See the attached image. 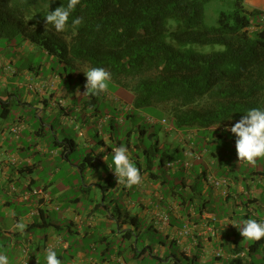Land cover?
Segmentation results:
<instances>
[{"label": "trees", "instance_id": "trees-1", "mask_svg": "<svg viewBox=\"0 0 264 264\" xmlns=\"http://www.w3.org/2000/svg\"><path fill=\"white\" fill-rule=\"evenodd\" d=\"M210 1L80 0L65 29L57 32L52 25L46 26V20L28 21V17L48 7L55 11L66 6L68 0H0V41L7 48L26 47L29 54L39 55L42 64L36 69L48 65L61 83V69L68 79L71 74L67 68L77 71L83 89L86 76L78 66L85 67V72L91 67L105 68L111 74L109 88H121L129 98L132 114L122 110L125 118L135 119L137 112L144 110L151 125L159 124L167 134L184 135L189 142L197 135L213 137L210 130L229 129L248 109L264 106V13L245 9L243 0H219L230 11L218 15L216 27L207 28L203 6ZM76 18L81 23L73 27ZM199 48L209 50L202 52ZM29 69L38 76L36 69ZM21 72L18 67L12 70L11 60L0 58V78L5 77L0 80V89L6 97L0 100L1 117H8L15 96L4 84L13 80L18 88ZM47 86L52 88L49 83ZM48 100L52 107L65 108L61 99ZM118 102L116 99L113 106ZM164 113L168 123L162 118ZM114 124L109 122V138ZM138 132L142 138L147 130L138 125ZM148 137L152 143L141 150L143 165L149 176L162 179V196L179 201V207H183V201L189 205L200 201L199 183L184 185L183 169L177 170L176 180L168 181L171 169L167 164L190 160L191 151L181 150L178 144L171 150L161 145L156 134ZM134 148L140 150L139 146ZM135 164L141 167L137 160ZM185 188L190 194L187 198L183 196ZM203 206L197 203V208ZM261 246L262 240L256 241L250 251Z\"/></svg>", "mask_w": 264, "mask_h": 264}, {"label": "crops", "instance_id": "crops-1", "mask_svg": "<svg viewBox=\"0 0 264 264\" xmlns=\"http://www.w3.org/2000/svg\"><path fill=\"white\" fill-rule=\"evenodd\" d=\"M243 6L245 9H256L264 13V0H243ZM262 23L264 26V20ZM15 50L18 53V49ZM21 50L26 49L22 47ZM40 74L35 76L34 80L38 81L36 85L42 91H36L38 93L33 94L36 97L24 94L27 98L19 103V110L22 107L32 108L39 120H42L40 114H47V118L58 115L59 119L67 121L70 117L67 110H75L76 107L73 103L66 102L64 109L51 105L50 108V102L42 96L55 99V95H60L63 91L62 83H59L58 78L50 80L53 74L49 70L46 77H41ZM31 77L33 76L30 72L22 70L18 80H30ZM1 79L4 80L5 77ZM43 82L46 83L42 85ZM47 83L52 85V88L48 87ZM8 85L15 86L4 84L3 87L12 92ZM1 92L3 94L0 89V95ZM5 99V96H0V100ZM36 99V106H33ZM85 115L92 117L90 113ZM8 117L0 116V146L4 152L0 159V253L9 257V264H46V249L55 250L62 264H264V246L250 251L256 241L244 240L237 227L229 224L233 221L239 223L247 218L264 220V167H244L245 161H239L238 155L232 162L228 152H224L222 148L227 141L224 136V133H227L225 128L219 131L210 130L209 132L214 133L213 137L197 135L189 142L184 135L181 137L183 144L180 141L178 145L181 150L188 148L191 151L192 165L186 170L182 161L174 164L168 181L176 180L177 170L183 169L184 185L197 181L202 197L191 205L183 201V207H179V201L175 202L162 196L159 185L162 179L155 180L154 176H149L139 158L143 156H136L129 143L125 147L128 149L129 158L134 163L136 160L140 163L141 167L138 169L142 181L131 188L118 185L115 174L111 170L110 174L105 173L103 169H109L108 156L116 147L122 146L121 142H112L108 146L109 143L106 145L105 141L101 140L98 142L100 150L96 152L95 148L90 146L88 134L84 132H81L83 140L80 143L83 142L85 150L91 152L84 157L82 164L71 167V173L75 174L77 170L80 172V183L60 188V184L54 183V174L50 176L49 181H40L35 173L45 169L43 166L49 162L50 156L51 159L61 158L62 162H68L70 154L79 145L69 138L59 140L51 123L41 122L40 129H32L22 115L6 123ZM15 125L21 128L18 138H12L8 134V130ZM45 129L51 132L53 140L50 142L42 140ZM162 145L171 150L177 146L174 142L168 144L166 141ZM107 152L109 155H106ZM93 168L96 172L105 174L101 185L85 179V171L89 174ZM160 171L161 169L158 170ZM163 171L167 173L166 167ZM209 176L225 181L226 186L216 189L206 184L204 179ZM110 182L115 185L112 189L102 188L105 183L110 186ZM10 186L14 187V192L10 190ZM98 189L101 190V204L106 210H109V205L104 203L111 195V205L119 199L126 209L120 210L117 205L113 206L117 213L118 228L116 233L108 231V234L114 235L116 242L121 244L111 253L106 236L102 237L99 246L105 247L99 252L100 256H95L99 246L90 244L84 247L82 243V240L95 230L97 221H94L93 211L89 209L81 213L73 209L72 205L80 203L75 194L80 193L88 202L91 201L89 195L96 194ZM31 190L42 191L46 197L32 195L26 200L21 198L23 192ZM131 195L138 198H131ZM188 195L189 190L185 188L183 196L187 198ZM197 203L204 204L202 209L197 208ZM32 211L38 212L30 217L29 213ZM108 217L102 221L107 225L115 221L111 214H108ZM18 222L25 225L22 231L15 228ZM62 232H66L75 243L65 240ZM155 236H160L157 242ZM124 241L130 244L128 249L124 246ZM172 248L178 251L173 252ZM239 252L245 254L243 259L235 258L234 255Z\"/></svg>", "mask_w": 264, "mask_h": 264}, {"label": "rangeland", "instance_id": "rangeland-1", "mask_svg": "<svg viewBox=\"0 0 264 264\" xmlns=\"http://www.w3.org/2000/svg\"><path fill=\"white\" fill-rule=\"evenodd\" d=\"M204 10V24L207 28H214L217 26V19L218 15L221 12H229L230 9L228 5L225 3L219 1V0H212L205 4L203 6ZM46 9H41L37 11H33L31 15L28 17V21H35L36 19H40L41 22H44L45 18L43 13L46 12ZM26 49V47H25ZM198 50L202 52H206L209 49L207 48H199ZM0 58L2 61H10L11 60V68L12 70L14 68H21L23 71L30 72V75L33 77L30 78V80L24 79L19 80L18 82V88L12 85H8V89L13 90V94L15 95L11 101H10V114L9 117L6 120V123H9L17 118L18 115H22L26 121L27 124L32 126V129H40L41 128V122L45 123H51L53 125V129L57 134V137L59 140L63 138H69L73 140L78 147H76L73 152L70 154L69 161L68 162H62L61 158H55L51 159V156L49 157V162L45 163L43 167L45 169L43 171H37L35 173L36 176H39L40 181L47 182L50 180V176L54 174V183L60 184V188H64L63 186L70 185L75 186L80 183L81 177L80 172L77 170V173H71L72 169L71 167L73 165L79 166V164L83 163V159L87 154H90V150H85L83 147L84 144L80 143L81 140V132H84L85 134H88L91 144L90 146L94 147L96 152L100 150V147L98 146L99 141H105V144L110 146L112 142L115 144L116 142H121L122 146H126L128 143L131 147V151L137 154V156L142 155L141 150L146 149L152 141L149 140L148 135L150 134H156L159 142H161V145L163 142L166 141V143H173L174 145L180 143L181 137L175 133L172 132L170 134H167V132L164 130L163 127H160L158 125H151L148 122V116L144 110L137 112V117L135 119L125 118L123 116L122 110L128 115H131L132 109L131 104H129V98L121 88H109L99 94L95 95L92 93L86 94V88L83 89L81 84L79 83V79L77 76V71H74L73 69L67 68V72L71 74V78L68 79L63 73L62 69L61 72L63 74V82H62V89L63 91L60 93V95H55V99H61L64 101V104L66 102L73 103V105L76 107L75 110L68 109L67 113L70 117L67 121H64L62 119H59L58 115L52 116L51 118H47V116L44 114H40L39 116H42V120H39L40 118L37 117L35 110L32 108H23L22 111L19 110L21 107L19 103L26 98L24 97V94H28L32 97H36V95H33L32 92L28 90V86H36L38 84V81H35L34 77L35 72L33 73L29 68L33 67L34 69L38 68L39 65L42 64L41 57L39 55H31L28 51H23L21 49H18V53H16V50L10 46V48L6 47V44L3 41H0ZM16 62V63H15ZM49 64V63H48ZM48 65H44L43 68L36 69L37 73H41V77H46L47 72L49 69H47ZM78 70L84 74L86 68L82 66H78ZM50 71V70H49ZM54 78V75L50 78L52 80ZM13 80H9V84H12ZM35 81V82H34ZM37 82V83H36ZM46 83V82H45ZM44 82L41 83L42 85L45 84ZM59 83L61 81L59 80ZM34 91V90H31ZM79 93V94H77ZM2 94V92H1ZM3 96V95H0ZM44 99H46L49 102V96L43 95ZM105 97V98H104ZM119 99V104H115L113 106V102ZM69 100V101H68ZM37 99L34 100V105L36 106ZM51 103H49V106ZM51 108V106H50ZM118 109V110H116ZM161 109V108H159ZM1 110V108H0ZM92 112V113H91ZM86 113H90L92 117L86 116ZM109 118H118L119 120L116 122ZM164 120L169 122L168 116L164 113L163 117ZM161 120V119H160ZM72 121V122H70ZM113 121L115 124L114 132H112L111 140L109 137V122ZM138 125H141L142 127L146 128L147 132L146 135L142 138L140 137V134L138 132ZM79 126H81V129H79ZM108 127V128H107ZM44 128V127H43ZM45 136H43V142H50L52 141L51 132L47 129H45ZM127 133H130V136H127ZM98 134V135H97ZM101 135V136H99ZM214 135V133H212ZM99 136V137H98ZM224 136L227 138L226 143L223 145V151L228 152V157L232 158L230 159L232 162L236 160L237 151L235 147V140L236 137L234 134H232L230 131H227V133H224ZM181 144L182 141H181ZM134 145L139 146L140 150H137L134 148ZM163 149V148H162ZM166 147L163 149L165 150ZM95 152V151H94ZM112 154V152H111ZM111 154L109 155V152L106 153L108 156V162H111ZM143 156V155H142ZM142 161V165L144 164L143 158L139 157ZM51 160V162H50ZM231 162V163H232ZM232 165V164H231ZM85 168L87 165L85 164ZM179 167V166H178ZM244 167H264V158H258L255 163H249L245 161ZM57 169L59 171L57 172ZM86 170V169H85ZM110 169H107L106 167L103 169L105 173L110 174ZM107 171V172H106ZM86 176L85 179H88V181L96 182L97 184H102L105 179V174L103 172H96L93 168L89 174L87 171H85ZM96 180V181H94ZM110 186H107L105 183L102 187L105 190L112 189L115 185L114 183L110 182ZM89 183H87V186ZM100 192L101 190L98 189L96 194H90L89 198L91 201H85L84 196H82L80 193L75 194V197H79L80 203L79 204H73L72 208L77 210L78 212L84 213L91 209L94 214V221L96 220L95 224V230L91 232L84 240H82L83 246L88 247L90 244H95L97 247L99 246V240L102 237L106 236V243L110 245V252H113V249H115L117 246H119L121 243L116 242V239L114 235L108 234L109 230L117 232V225H116V219H117V213L113 206L117 205L120 210H125L126 208L122 204V201L119 199H115L114 205H111L113 202H110L112 199V195L108 196L107 202L104 203L105 205H109V210H106L103 204H101L100 199ZM72 195V193L70 194ZM131 198L137 199L138 196L131 195ZM108 214H111L113 216V221L109 225L106 224V222H102L103 220H106L108 217ZM61 235L65 240H68L69 242H74L73 238H70L66 232H62ZM156 242L159 240L160 236L154 237ZM75 243V242H74ZM130 244L128 242L124 241V246L127 247ZM105 245L98 247V252L95 254V256H100L99 252L101 249H103ZM173 252H177L178 250L175 248H172ZM170 252V251H169Z\"/></svg>", "mask_w": 264, "mask_h": 264}, {"label": "clouds", "instance_id": "clouds-1", "mask_svg": "<svg viewBox=\"0 0 264 264\" xmlns=\"http://www.w3.org/2000/svg\"><path fill=\"white\" fill-rule=\"evenodd\" d=\"M79 3L80 0H68L66 6L62 5L55 11H49L48 7V10L43 13L46 26L52 25L57 32H62ZM80 23V18L72 20L73 27ZM83 73L86 76L85 88L87 90L84 95L89 93L99 95L108 89L111 74L105 68L91 67ZM226 131H230L236 137L235 147L239 161L255 163L258 158H264V106L248 109L246 114ZM105 159L106 157H104ZM107 166L117 177L118 185L131 188L139 185L142 181L140 170L129 158L128 149L124 146L116 147L113 150L111 162L107 163ZM229 224L237 227L244 240L259 241L264 238V220L247 218L239 223L233 221ZM15 228L22 231L25 225L18 222ZM44 258L46 264H62L55 250L46 249ZM0 264H9V257L6 254L0 253Z\"/></svg>", "mask_w": 264, "mask_h": 264}, {"label": "built area", "instance_id": "built-area-1", "mask_svg": "<svg viewBox=\"0 0 264 264\" xmlns=\"http://www.w3.org/2000/svg\"><path fill=\"white\" fill-rule=\"evenodd\" d=\"M262 21H263V20H262ZM29 89H30V90H34V91H39V92L42 91V89H41L38 85L33 86V87H32V86H29ZM60 103H61V102H60ZM150 122H151V123H154V120L151 119ZM161 124H165V121H161ZM20 131H21L20 126H19V125H15V126H13L11 129H9L8 134H9L10 137H12V138H18V135H19ZM3 153H4V152H3V150H2V148H1V146H0V159H1L2 155H3ZM11 163L13 164L14 161H12ZM182 163H183V162H182ZM166 167L169 168V169H172V168H173V164H172V163H168ZM183 167H184V169L188 170V169L191 167V162H190V160H185L184 163H183ZM0 170H1V169H0ZM205 183L208 184V185H212V186H213L214 188H216V189L223 188V187L226 186V182H225V181L215 180V179L212 178L211 176L206 177V179H205ZM9 188H10V190H11L12 192L15 191V189H14L13 186H10ZM32 195H34V196H39V195H40V196H44L42 191L31 190V191L23 192V193L21 194V198L24 199V200H26V199H28L29 197H31ZM44 197H46V196H44ZM56 209H57V207H56ZM32 214H34V213L31 212V215H32ZM159 217L162 218V216H159ZM164 218H165V217H164ZM163 220L165 221V219H163ZM261 240H262V243H263V246H264V238H262ZM234 256H235V258H238V259L242 258V259H243V258L245 257V254L242 253V252H239V253H236ZM23 264H27V262H23Z\"/></svg>", "mask_w": 264, "mask_h": 264}]
</instances>
